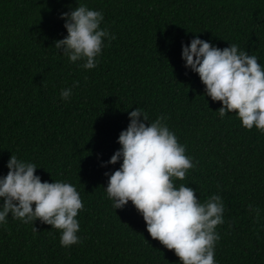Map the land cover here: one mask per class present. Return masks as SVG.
<instances>
[{"label":"trees","instance_id":"16d2710c","mask_svg":"<svg viewBox=\"0 0 264 264\" xmlns=\"http://www.w3.org/2000/svg\"><path fill=\"white\" fill-rule=\"evenodd\" d=\"M80 4L100 11V27L115 36L90 70L54 45L67 36L61 15ZM197 37L235 44L264 67V0H0V177L14 155L35 164L42 182L73 185L84 205L80 242L67 248L60 230L9 214L0 264H181L130 201L114 209L106 193L105 173L122 159L107 162L136 108L146 124L166 117L192 158L177 187L193 188L201 203L221 197L216 264H264V133L245 129L235 112L221 118L222 104L185 67L182 46Z\"/></svg>","mask_w":264,"mask_h":264},{"label":"clouds","instance_id":"9594fccd","mask_svg":"<svg viewBox=\"0 0 264 264\" xmlns=\"http://www.w3.org/2000/svg\"><path fill=\"white\" fill-rule=\"evenodd\" d=\"M61 19L67 36L56 41L55 47L70 62L83 60L84 69L95 68L104 40L115 39L100 27L103 14L80 4ZM182 59L186 68L199 75L206 96L222 104L217 110L221 118L235 112L245 129L255 127L264 133V67L255 55L235 44L220 49L197 37L182 46ZM78 86L79 82L73 85ZM71 94L68 88L60 95L67 100ZM129 120L118 137L120 149L107 162L116 164L122 159V163L118 170L105 173L109 176L106 193L114 209L130 201L151 238L173 251L181 264H216L215 245L220 239L216 228L224 223L221 197L213 195L201 203L193 188L177 187L175 180H185L195 165L169 130L166 117L146 124L147 113L136 108ZM7 168V175L0 177V223H6L9 214L26 224L39 220L61 231L62 247L79 243L76 217L84 205L77 189L64 182H42L35 164L14 155Z\"/></svg>","mask_w":264,"mask_h":264}]
</instances>
